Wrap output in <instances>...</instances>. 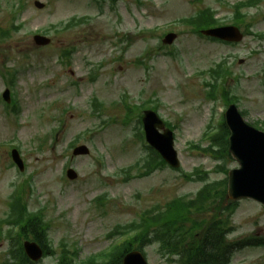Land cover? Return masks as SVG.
<instances>
[{"label":"rangeland","instance_id":"obj_1","mask_svg":"<svg viewBox=\"0 0 264 264\" xmlns=\"http://www.w3.org/2000/svg\"><path fill=\"white\" fill-rule=\"evenodd\" d=\"M36 1L43 6L36 7ZM237 1L25 0V8L12 18L10 2L0 0V98L10 79L1 76L8 67L17 71L14 87L8 88L18 100V111L9 108L5 115L0 106V216L7 208L11 184L29 176L33 185L29 208L44 206L53 245L56 248L65 239L79 248L83 258L111 244L105 234L115 225L137 219L143 211L177 196H194L204 181L224 179V172L215 168L236 167L234 159L223 161L190 148L203 136L213 110L214 119L218 117L220 105L205 96L208 75L193 74L225 56L232 71L225 84L239 96L244 119L249 123L264 119V39L256 36L264 31V0L244 8L243 27L251 33L235 45L200 38L177 20L210 6L230 21L229 5ZM73 15L91 18L64 32L51 27ZM4 29L10 35L5 36ZM45 29L51 42L39 45L33 34ZM167 32L177 34L171 45L161 42ZM65 48L72 49L68 62L61 57ZM174 50L181 54L172 56ZM92 97L98 100L94 108ZM147 102L156 104L175 125L181 169L208 171L200 173L203 181L196 175V180L188 181L169 168L122 181L121 169L147 153L134 135L136 118L121 123L126 113L123 104ZM45 133L50 134L46 143ZM12 138L25 162L23 172L11 164L7 140ZM74 138L76 144L89 147L88 155L71 156L68 145ZM206 144L202 142L203 147ZM68 165L78 174L75 180L64 177ZM102 194L105 200L97 205L93 199ZM223 197L222 204L230 201ZM214 213L210 207L192 217L211 219ZM229 222L235 229L227 235L231 241L245 235L264 238V208L254 200L240 199ZM4 248L0 242V252ZM143 249L150 264H178V257L163 256L157 244ZM54 259L40 264H55ZM263 260L260 246L236 252L232 263L263 264Z\"/></svg>","mask_w":264,"mask_h":264},{"label":"water","instance_id":"obj_2","mask_svg":"<svg viewBox=\"0 0 264 264\" xmlns=\"http://www.w3.org/2000/svg\"><path fill=\"white\" fill-rule=\"evenodd\" d=\"M227 29L207 30L204 31V33L224 38L226 36L225 31ZM230 110L232 113L236 115L233 107H231ZM236 116L234 117L236 118ZM144 123H145L147 138L150 140V142L156 148L161 150V153L166 158V160L170 161L172 164H177L176 153L172 149V139L170 133L167 130L163 135H158L156 133L155 130L156 126L163 127V124L161 122H158L155 115L152 114L151 112L145 113ZM232 130H233V137L231 139V150L236 155L241 165V168L231 172V175L233 172L234 173L237 172L240 174L238 175L236 173L232 177V179H230L229 182L230 195L233 197L249 196L264 204V140L262 143L263 150L261 151V153L258 155L256 152H254L253 154L250 148L255 146V142L241 143V136L235 137V130L233 127ZM245 130H247L248 133L256 136V134L253 133L254 132L253 130L246 127ZM237 147L239 150L237 149ZM248 150L251 152L249 165H248L247 157L243 154L245 151ZM29 246L30 244L26 245L27 251ZM30 250L32 252L37 251L34 248H30ZM123 264H146V262L139 253L131 252L124 257Z\"/></svg>","mask_w":264,"mask_h":264},{"label":"trees","instance_id":"obj_3","mask_svg":"<svg viewBox=\"0 0 264 264\" xmlns=\"http://www.w3.org/2000/svg\"><path fill=\"white\" fill-rule=\"evenodd\" d=\"M190 24H193L196 28L208 26L212 24L211 18L207 15L202 18L201 20H188ZM196 30V29H195ZM25 208L22 204H19V212L22 216H24L25 221L29 219V216L25 215ZM39 217L32 216L27 222L21 224L20 231H43V226L41 224L33 223V221H37ZM196 228H200L199 225ZM206 231L204 237L211 240V245H206L202 247H197L196 249L189 251L188 256L189 258H196V261L204 262L205 264L216 263L221 260V263L227 261V255L231 253V251L236 247V244H226L223 234L221 233V229L217 223H213V225H208V227L204 230ZM146 233L141 235L139 239H144ZM171 236V235H170ZM158 239L162 242L163 247L171 248L172 244L169 242L168 239L165 238V235H160ZM214 243V244H213ZM127 246L122 245L121 247H117L112 253H110L107 258H101L100 261H95L94 258L88 259L86 262L77 263L73 261L68 254L63 251L61 258L58 264H120L121 257L126 250ZM21 263L28 264L27 261L22 260Z\"/></svg>","mask_w":264,"mask_h":264},{"label":"bare ground","instance_id":"obj_4","mask_svg":"<svg viewBox=\"0 0 264 264\" xmlns=\"http://www.w3.org/2000/svg\"><path fill=\"white\" fill-rule=\"evenodd\" d=\"M259 155V154H258Z\"/></svg>","mask_w":264,"mask_h":264}]
</instances>
